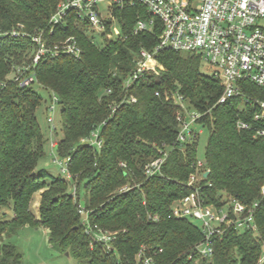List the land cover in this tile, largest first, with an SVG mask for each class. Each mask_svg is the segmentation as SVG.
Wrapping results in <instances>:
<instances>
[{
  "label": "trees",
  "instance_id": "1",
  "mask_svg": "<svg viewBox=\"0 0 264 264\" xmlns=\"http://www.w3.org/2000/svg\"><path fill=\"white\" fill-rule=\"evenodd\" d=\"M62 1L0 0V264H23L22 254L8 240L26 226L45 229L50 248L78 264H137L142 246L161 251L158 264H264V137L237 128L238 121L254 124L252 108L241 98L218 104L219 81L202 72L198 56L186 53L158 54L160 75L146 73L124 88L140 51L151 52L157 45L155 32L134 34L136 23L147 18L145 9H114L119 36L107 37L110 25L93 36L73 19L49 36L50 19ZM42 32L51 43L74 37L81 56L32 67L31 37ZM29 66L16 78L18 68ZM26 77L33 82L22 86ZM35 85L56 96L61 107L63 136L56 152L58 159H69V181L38 168L45 140L36 119L42 99ZM244 89L251 97L264 93L250 83ZM175 93L201 115L196 124L208 131L203 161L208 175L196 184L204 205L218 207L229 198L247 206L257 202L256 231L229 229L214 243L210 260L190 258L192 247L202 240L194 222L167 219L171 206L192 193L187 184L197 161V135L190 144L174 148L179 108L166 96ZM131 96L135 103H120ZM98 128L100 149L86 142ZM167 149L161 174L145 178L144 165L164 157ZM126 185L132 189L118 193ZM80 201L90 226L117 233L109 248L86 234ZM148 214L159 215L160 221H147Z\"/></svg>",
  "mask_w": 264,
  "mask_h": 264
},
{
  "label": "built area",
  "instance_id": "2",
  "mask_svg": "<svg viewBox=\"0 0 264 264\" xmlns=\"http://www.w3.org/2000/svg\"><path fill=\"white\" fill-rule=\"evenodd\" d=\"M101 5H106L104 12L99 10ZM138 5L145 9L147 18L136 23L134 34L155 32L157 45L151 52L140 51V60L123 81V87L129 88L144 74L154 72L155 57L164 51L196 55L220 83L222 94L218 104L241 98L244 105L252 108L251 120L254 124L238 121V130L252 131L255 138L264 137V93L261 94L262 98H259L244 92V83L264 90V0H64L57 5L50 19L48 35L52 36L57 26L67 24L73 19L75 26L85 27L93 36L104 34L108 25L111 33L107 34V37L119 36L120 29L114 9L122 10ZM10 35L19 36L16 32ZM31 42L34 46L30 64L32 67L49 59L61 56L79 58L82 54L74 37L51 43L42 32L32 36ZM29 69L30 66L18 68L16 78L19 74L23 76ZM32 82V77H26L21 85L27 86ZM166 100L173 101L179 108L176 114L179 130L174 148L180 149L184 144L194 141L197 134L192 127L201 115L190 109L188 102L177 93L166 96ZM135 101L131 96L124 98L120 103L133 104ZM51 102L46 108L47 124L50 130L56 133L53 113L58 104L57 97L53 96ZM118 106L119 104L112 107V114ZM86 142L100 149L102 141L99 139V128L92 132ZM57 144L53 141L51 148H57ZM166 157L167 154L145 164V178L160 175ZM53 162L60 167L61 174L68 181L71 180L67 169L69 159L64 161L55 157ZM120 166L124 167L123 164ZM195 169L196 173L190 177L187 184L193 190L192 193L171 206L167 219L197 223L202 240L192 247L190 258L196 256L210 260L214 255V243L221 240L229 229L240 233L256 231L254 214L257 202L247 206L229 198L224 199L218 207L204 205L196 187L206 173L204 162L197 160ZM201 170L203 175L199 174ZM131 189L132 187L126 185L120 188L118 193H126ZM72 193L73 199L76 200L75 188ZM261 195H264V187L261 188ZM78 212L84 216L82 222L92 242L103 243L109 248L117 233L90 226L88 212L83 204H79ZM147 221L159 222L160 216L148 214ZM160 252L142 246L136 254V263L158 264L155 258Z\"/></svg>",
  "mask_w": 264,
  "mask_h": 264
},
{
  "label": "rangeland",
  "instance_id": "3",
  "mask_svg": "<svg viewBox=\"0 0 264 264\" xmlns=\"http://www.w3.org/2000/svg\"><path fill=\"white\" fill-rule=\"evenodd\" d=\"M99 10L104 12L106 10V5H101ZM153 67L155 69L153 71L156 73H151L154 76L160 75V72L163 70V68L158 65L157 62L153 65ZM201 70L202 72L206 70L208 73H210V71L206 69L205 65L202 66ZM34 88L42 99L40 107L36 110V119L45 140V155L44 159L39 161L38 168L47 170L55 177L61 175V177L65 178V176L60 172V167L53 162V159L57 157L56 148H51V143L53 141L58 142V140H60L63 136L60 120L61 107L56 105V110L53 113L54 126L56 127V133H53L47 124L48 113L46 108L52 103L51 99L54 95L37 85H35ZM192 129L197 134L198 138L196 158L198 162H203L208 141V131L198 124H194ZM82 142L83 140L80 141V143ZM169 152L170 150L167 149L166 154L168 155ZM199 174L203 175L204 173L201 170L199 171ZM75 181L77 184L78 181ZM73 188H75V186H73ZM80 194L83 195L82 187L80 188ZM36 204L37 203H35L33 206ZM80 204H83L82 201H80ZM7 215V219H11V211H7ZM195 224L198 226L197 223ZM8 242L15 246L22 254L23 264H78L74 258L66 256V254H60L59 252L50 248L48 245V232L43 228H33L28 226L22 227L16 232V234L9 238Z\"/></svg>",
  "mask_w": 264,
  "mask_h": 264
},
{
  "label": "water",
  "instance_id": "4",
  "mask_svg": "<svg viewBox=\"0 0 264 264\" xmlns=\"http://www.w3.org/2000/svg\"><path fill=\"white\" fill-rule=\"evenodd\" d=\"M208 175V172H206L205 174H204V177H206ZM66 256H68V254H66Z\"/></svg>",
  "mask_w": 264,
  "mask_h": 264
}]
</instances>
